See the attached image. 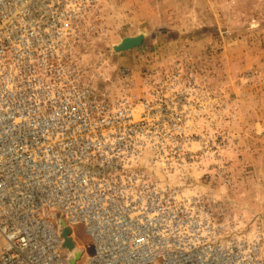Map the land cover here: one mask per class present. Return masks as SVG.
Listing matches in <instances>:
<instances>
[{"label": "built area", "instance_id": "built-area-1", "mask_svg": "<svg viewBox=\"0 0 264 264\" xmlns=\"http://www.w3.org/2000/svg\"><path fill=\"white\" fill-rule=\"evenodd\" d=\"M98 6L0 0V264H264L263 222L155 173L191 159L185 111L171 74L84 58Z\"/></svg>", "mask_w": 264, "mask_h": 264}, {"label": "rangeland", "instance_id": "rangeland-1", "mask_svg": "<svg viewBox=\"0 0 264 264\" xmlns=\"http://www.w3.org/2000/svg\"><path fill=\"white\" fill-rule=\"evenodd\" d=\"M98 8L101 32L84 58L104 76L120 66L171 74L176 109L185 111L191 159L157 176H189V188L264 224V0H99ZM140 32L139 46L113 50ZM168 155L182 158L179 147ZM72 232L82 263L92 241L82 224Z\"/></svg>", "mask_w": 264, "mask_h": 264}, {"label": "water", "instance_id": "water-1", "mask_svg": "<svg viewBox=\"0 0 264 264\" xmlns=\"http://www.w3.org/2000/svg\"><path fill=\"white\" fill-rule=\"evenodd\" d=\"M143 40V34H138L136 36H126L121 39V41L113 46L115 52H121L126 50H131L141 44ZM66 232V231H65ZM70 247V245H67Z\"/></svg>", "mask_w": 264, "mask_h": 264}, {"label": "bare ground", "instance_id": "bare-ground-1", "mask_svg": "<svg viewBox=\"0 0 264 264\" xmlns=\"http://www.w3.org/2000/svg\"><path fill=\"white\" fill-rule=\"evenodd\" d=\"M139 34H143V33L140 32Z\"/></svg>", "mask_w": 264, "mask_h": 264}]
</instances>
